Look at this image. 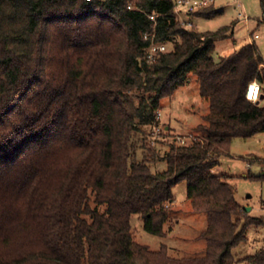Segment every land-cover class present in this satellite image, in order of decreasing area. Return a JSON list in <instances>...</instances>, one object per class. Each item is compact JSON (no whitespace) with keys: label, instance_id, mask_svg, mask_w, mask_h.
Returning a JSON list of instances; mask_svg holds the SVG:
<instances>
[{"label":"trees","instance_id":"1","mask_svg":"<svg viewBox=\"0 0 264 264\" xmlns=\"http://www.w3.org/2000/svg\"><path fill=\"white\" fill-rule=\"evenodd\" d=\"M152 16L167 49L149 58ZM235 25L187 28L173 0H0V264H264V246L234 257L264 219L213 172L235 139L264 133L259 48L214 57ZM194 79L208 112L188 142L163 127V150L151 133L162 101ZM253 82L258 103L246 98ZM182 182L207 223L204 250L176 258L137 243L131 220L165 238Z\"/></svg>","mask_w":264,"mask_h":264},{"label":"rangeland","instance_id":"2","mask_svg":"<svg viewBox=\"0 0 264 264\" xmlns=\"http://www.w3.org/2000/svg\"><path fill=\"white\" fill-rule=\"evenodd\" d=\"M213 1L214 7L222 12L218 17L206 20L182 13L180 19L194 25L201 32L217 31L236 23L233 37L216 44L215 59L228 57L247 44H254L259 48L264 58L263 0ZM242 15L247 17V21H243ZM169 49L172 50L173 47ZM207 112L208 104L200 97L199 85L195 79L179 89L173 98L164 99L160 110L161 131L158 134L157 130L155 133L151 130L152 136L155 135L156 141L159 142L158 147L164 150V144L170 141L163 138V127L170 126L178 141L188 142L189 136L193 135V129L202 122V116ZM154 170L163 172L166 170V164L161 162ZM213 172L229 177V183L236 188L238 203L245 210L250 209V217L264 219V133L247 140L235 139L230 152L220 158L219 165ZM173 196L171 211L176 220L166 226L167 236L161 238L149 234L144 229L142 217L134 215L131 220L134 240L152 251H158L165 245L176 258L198 255L205 248V243L197 238L206 228V216L193 213L187 198L186 182L173 188ZM263 246L264 226L259 229L251 228L247 234V242L235 248L233 255L240 261L256 255Z\"/></svg>","mask_w":264,"mask_h":264},{"label":"built area","instance_id":"3","mask_svg":"<svg viewBox=\"0 0 264 264\" xmlns=\"http://www.w3.org/2000/svg\"><path fill=\"white\" fill-rule=\"evenodd\" d=\"M175 3L176 15L181 22L182 25L185 27H191L192 24L189 22L182 21L180 15L182 13L187 14L188 16L192 17L193 14L204 10L211 5H213V0H173ZM131 9V7H129ZM243 21H247V17L242 15ZM151 22L153 23V31L151 35H146V40L150 42V55L149 58H152L157 53H164L166 52L167 47L165 45H158L155 43L156 33H155V26H156V17L152 16L150 18ZM256 39L258 36L255 37ZM262 95V87L258 82H253L248 86L246 92V98L248 101L252 103H258L261 99ZM158 119L161 123V114L158 113ZM160 127L157 129V133L160 132Z\"/></svg>","mask_w":264,"mask_h":264},{"label":"water","instance_id":"4","mask_svg":"<svg viewBox=\"0 0 264 264\" xmlns=\"http://www.w3.org/2000/svg\"><path fill=\"white\" fill-rule=\"evenodd\" d=\"M246 211H247V212H249V211H250V209H247Z\"/></svg>","mask_w":264,"mask_h":264},{"label":"crops","instance_id":"5","mask_svg":"<svg viewBox=\"0 0 264 264\" xmlns=\"http://www.w3.org/2000/svg\"><path fill=\"white\" fill-rule=\"evenodd\" d=\"M166 129H168V125H167ZM236 264H237V263H236Z\"/></svg>","mask_w":264,"mask_h":264}]
</instances>
